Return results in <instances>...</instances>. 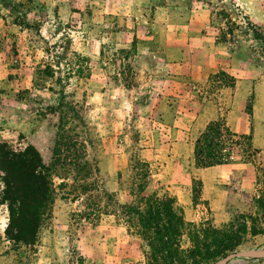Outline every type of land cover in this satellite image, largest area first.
I'll list each match as a JSON object with an SVG mask.
<instances>
[{
    "label": "rangeland",
    "instance_id": "obj_1",
    "mask_svg": "<svg viewBox=\"0 0 264 264\" xmlns=\"http://www.w3.org/2000/svg\"><path fill=\"white\" fill-rule=\"evenodd\" d=\"M197 2L178 19L155 0H0V144L32 147L53 188L28 245L5 238L0 197V264H164L134 213L164 196L180 250L205 224L244 221L234 255L214 264H264V0ZM237 80L246 95L233 102ZM198 105L195 127H174ZM237 105L250 142L195 167L209 109L224 120Z\"/></svg>",
    "mask_w": 264,
    "mask_h": 264
},
{
    "label": "trees",
    "instance_id": "obj_2",
    "mask_svg": "<svg viewBox=\"0 0 264 264\" xmlns=\"http://www.w3.org/2000/svg\"><path fill=\"white\" fill-rule=\"evenodd\" d=\"M247 135L229 132L224 120L217 118L208 122L194 141L193 165L208 168L224 164L221 150L237 146L234 139ZM45 166L37 152L30 146L14 152L5 144H0V197L6 204L8 222L4 230L5 238L16 244H32L41 222L49 217L53 203V188ZM143 212L134 210L143 233H149L156 245V253L164 264H214L233 254L246 234L245 222L228 224L226 228H214L207 224L196 230L191 237V247L182 251L177 238L183 227L181 217L173 209V199L145 200ZM258 203V199L254 200ZM261 208V225L264 226V208ZM242 218V216H239ZM255 221L249 228L250 236L261 234Z\"/></svg>",
    "mask_w": 264,
    "mask_h": 264
},
{
    "label": "crops",
    "instance_id": "obj_3",
    "mask_svg": "<svg viewBox=\"0 0 264 264\" xmlns=\"http://www.w3.org/2000/svg\"><path fill=\"white\" fill-rule=\"evenodd\" d=\"M155 8L156 9H161L165 12H167V14H169L170 16L172 15L173 17H176L178 19H182V18H190L191 17V12L193 11L192 9V5L194 3L198 4L199 2H197V0H155ZM190 2V3H189ZM201 7H199L200 9ZM200 13H203V11L201 10ZM175 33L176 34H180L183 33L182 38H184V34H185V30L182 27L176 28L175 29ZM177 36V35H176ZM180 38V39H182ZM188 40H192V38L190 37V39ZM246 84L245 80H237V84H236V93H234L233 96V102L235 100V98H237V100L240 99V97H244V95H246V93L242 94L241 88L245 87L244 85ZM239 92V93H238ZM246 98V96H245ZM244 98V99H245ZM241 105V103H239ZM204 108L209 109L211 108L210 106H205ZM202 108V109H204ZM233 107H231L230 110L227 111L224 120L226 121V124L228 126L229 131H233L232 133L234 134H239V135H244L246 133H249V124L246 122L247 120H245L239 112V107L238 105L236 106V111H234L232 109ZM211 110V112H210ZM209 113H211V116L209 114V117L207 118V120L205 121V123L203 124V126L205 124H207L208 122L217 119V113L214 111V113L212 112V109H209ZM213 113V115H212ZM233 113H237L239 114V117L235 118L233 120H231V116ZM204 116L203 113H201V110L199 108V105L196 109H192L190 108V110L185 111L183 114H181L179 117L176 118V120L174 121L175 125L174 127H177L179 129H184L186 126H192L195 127L196 123H197V119H199L200 117ZM202 126V127H203ZM182 141V140H181ZM251 141L254 142V139L252 137ZM252 142V143H253ZM186 143V142H185ZM182 142H177L175 145L176 146H181Z\"/></svg>",
    "mask_w": 264,
    "mask_h": 264
},
{
    "label": "water",
    "instance_id": "obj_4",
    "mask_svg": "<svg viewBox=\"0 0 264 264\" xmlns=\"http://www.w3.org/2000/svg\"><path fill=\"white\" fill-rule=\"evenodd\" d=\"M234 254H231V255H229V256H227L224 260H226L227 258H229L230 256H233Z\"/></svg>",
    "mask_w": 264,
    "mask_h": 264
}]
</instances>
